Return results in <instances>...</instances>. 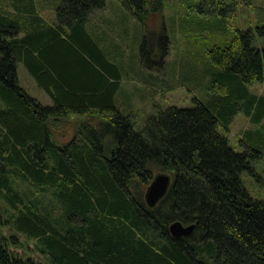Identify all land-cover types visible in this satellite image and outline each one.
Returning a JSON list of instances; mask_svg holds the SVG:
<instances>
[{
    "label": "trees",
    "instance_id": "trees-1",
    "mask_svg": "<svg viewBox=\"0 0 264 264\" xmlns=\"http://www.w3.org/2000/svg\"><path fill=\"white\" fill-rule=\"evenodd\" d=\"M118 1L145 34L163 38L151 46L144 37L143 63L153 68L157 50L164 61L168 29L152 22L166 1ZM61 3L52 25L36 16V0H13L18 15H0V264H39L30 249L47 264H264V202L241 179L264 161V95L249 90L264 86L255 34L237 31L209 51L211 102L158 109L138 131L118 108L120 57L102 48L114 44L87 30L106 0ZM196 8L222 22L231 5L199 0ZM257 31L264 39V26ZM21 64L52 105L22 86ZM242 108L258 126V147L242 140L237 153L219 127L229 131ZM160 173L172 183L152 208L146 192ZM175 222L195 230L174 238Z\"/></svg>",
    "mask_w": 264,
    "mask_h": 264
},
{
    "label": "rangeland",
    "instance_id": "rangeland-1",
    "mask_svg": "<svg viewBox=\"0 0 264 264\" xmlns=\"http://www.w3.org/2000/svg\"><path fill=\"white\" fill-rule=\"evenodd\" d=\"M165 1V10L162 15L153 19L152 27H157L156 30L159 32L158 26L165 22L171 47L164 61L160 54H163V51L157 50L155 60H153L154 55L150 54L148 58L150 64L156 63L153 68L143 63L144 37L148 38L151 46L161 44L163 38L160 34L153 36L145 34L141 23L118 0H106V8L96 11L98 23L95 19L90 25L99 35L109 33L105 37H108V42L114 45L110 47L106 44L107 49L102 45L104 53L110 56L109 51L114 49L113 51L116 50L120 57L118 62L122 80L117 104L122 113L133 115L135 129L138 131L145 128L148 118L156 114L158 109L165 111L171 107L192 109L196 106L195 100L205 103L213 100V75L216 72L209 51L215 47H223L232 40L237 31H252L255 34L254 45L258 47L261 44L264 47V39L259 37L257 31L264 26V0H224L227 5H231V10L222 22L213 18H199L201 15L196 8L199 0ZM12 2L13 0H0V15L6 14L10 18L18 15L11 9ZM36 2V16H40L50 25L55 23L58 19L57 9L62 4L61 0H36ZM7 7L10 9L8 10ZM108 23L113 25L109 26ZM99 24L104 25L101 27ZM19 71L22 73L23 84L30 89L32 95L42 99V102H47L49 99L44 100L47 96L35 92L36 87L32 83L30 85V81L23 77L26 72L24 67H20ZM249 90L253 94L264 95L263 85L255 84L249 87ZM257 127L242 108L235 115L229 131L221 125L219 130L229 138L231 148L237 153H242L244 151L242 140L258 147V143L252 137V132L257 130ZM246 132L251 133L245 140ZM255 169V175L244 173L241 179L252 198L264 202V161L256 163ZM27 254L35 262L47 264L33 249Z\"/></svg>",
    "mask_w": 264,
    "mask_h": 264
},
{
    "label": "water",
    "instance_id": "water-1",
    "mask_svg": "<svg viewBox=\"0 0 264 264\" xmlns=\"http://www.w3.org/2000/svg\"><path fill=\"white\" fill-rule=\"evenodd\" d=\"M172 178L170 175L160 173L156 175L154 180L146 192V202L150 207H155L167 194ZM195 230V225L184 226L181 222H175L170 226L171 235L174 238H183L190 236Z\"/></svg>",
    "mask_w": 264,
    "mask_h": 264
},
{
    "label": "crops",
    "instance_id": "crops-1",
    "mask_svg": "<svg viewBox=\"0 0 264 264\" xmlns=\"http://www.w3.org/2000/svg\"><path fill=\"white\" fill-rule=\"evenodd\" d=\"M96 17H97V12L95 11L93 14H92V16H91V18H90V20H89V22L87 23V30H88V32L91 30L92 31V34L93 35H95V36H97V37H105V36H108V34L109 33H107V35L105 34V35H99V34H97L96 33V29L95 28H93V27H90V25H91V23H93L94 21H95V19H96ZM96 21H97V23H98V21H99V19H96ZM103 23H104V21H103ZM99 25H101V24H99ZM99 25H96V26H99ZM102 25H104V24H102ZM101 25V27H103ZM111 26V25H110ZM91 34V33H90ZM108 38V37H107ZM20 67H24V70L26 71V72H24V74H23V77H25L27 80H29L30 81V85H31V83L36 87V90H38V91H36L35 89V92H37V93H42V94H45L46 96H47V98L45 97V99L44 100H48L47 102H42L41 100L42 99H40V98H37V97H35L34 95H32L33 93L30 91V89L28 88V87H26V85H24L23 84V82H22V73H21V71H19V77H20V81H21V84H22V86L33 96V97H35V98H37L38 100H40L42 103H44V104H46V105H52V99H51V97H50V95H48L46 92H45V90L44 89H42L39 85H38V83L36 82V80H35V78L33 77V75L30 73V71L28 70V68L25 66V65H23V64H21L20 66H19V69H20ZM37 93H35V94H37ZM263 123H264V121H263Z\"/></svg>",
    "mask_w": 264,
    "mask_h": 264
}]
</instances>
